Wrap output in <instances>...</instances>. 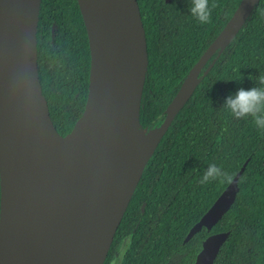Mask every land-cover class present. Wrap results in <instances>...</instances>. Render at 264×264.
<instances>
[{
	"label": "water",
	"instance_id": "obj_1",
	"mask_svg": "<svg viewBox=\"0 0 264 264\" xmlns=\"http://www.w3.org/2000/svg\"><path fill=\"white\" fill-rule=\"evenodd\" d=\"M78 1L91 52L89 93L83 114L62 135L39 75L42 0H0V129L9 145L0 160V264H104L156 148L149 153L142 140L149 53L138 0ZM257 1H250L239 28ZM228 25L192 68L163 123L149 129L157 145L189 98L183 100L192 81L197 84L211 56L239 29L220 43ZM247 163L184 242L203 227L212 229L229 211ZM229 235L210 234L194 264H214Z\"/></svg>",
	"mask_w": 264,
	"mask_h": 264
},
{
	"label": "trees",
	"instance_id": "obj_2",
	"mask_svg": "<svg viewBox=\"0 0 264 264\" xmlns=\"http://www.w3.org/2000/svg\"><path fill=\"white\" fill-rule=\"evenodd\" d=\"M243 1L209 0L212 20L202 25L188 12L191 0H138L149 53L140 113L144 128L163 123L192 68ZM37 36L43 92L54 125L66 135L83 114L89 93L91 52L79 1L42 0ZM261 74L264 0L202 69L150 156L104 264H194L203 241L224 231L230 235L214 264H264V130L251 117L238 120L222 108L239 88L256 86L249 76ZM241 77L242 83L236 81ZM246 161L229 211L212 229L203 227L184 242L230 183L221 178L201 184L207 167L216 164L233 179Z\"/></svg>",
	"mask_w": 264,
	"mask_h": 264
},
{
	"label": "clouds",
	"instance_id": "obj_3",
	"mask_svg": "<svg viewBox=\"0 0 264 264\" xmlns=\"http://www.w3.org/2000/svg\"><path fill=\"white\" fill-rule=\"evenodd\" d=\"M214 7V5L212 6ZM212 7L209 0H191L188 12L198 23L204 25L212 20ZM256 86L250 89L239 88L234 95L226 97L223 109H226L235 119L251 117L255 126L264 130V74L253 77L249 76ZM238 82L243 81V77ZM226 179L231 182L232 177L216 164H210L200 179L201 184H207L218 179ZM112 264H118L113 260Z\"/></svg>",
	"mask_w": 264,
	"mask_h": 264
},
{
	"label": "bare ground",
	"instance_id": "obj_4",
	"mask_svg": "<svg viewBox=\"0 0 264 264\" xmlns=\"http://www.w3.org/2000/svg\"><path fill=\"white\" fill-rule=\"evenodd\" d=\"M251 0H245L243 5L240 7V9L236 12V14L234 15V17L232 18V20L230 21L227 29H226V34L227 37L225 38H221L220 39V43H226L230 40V38L232 37V35L235 33V31L239 28V26L241 25L247 8L250 4ZM196 84V80H193L190 88L185 91L184 93V98L183 100L187 99L189 97V95L191 94L192 90L194 89ZM142 140H143V144L145 146V148L148 150V152H152L154 150V148L157 145V136L155 133V130H151L149 131V129H143L142 130ZM120 143L125 147L126 142L121 139L119 140ZM9 152V145H8V140L5 137V131L4 129H0V160H4L6 159L7 155Z\"/></svg>",
	"mask_w": 264,
	"mask_h": 264
},
{
	"label": "rangeland",
	"instance_id": "obj_5",
	"mask_svg": "<svg viewBox=\"0 0 264 264\" xmlns=\"http://www.w3.org/2000/svg\"><path fill=\"white\" fill-rule=\"evenodd\" d=\"M121 256V254H119Z\"/></svg>",
	"mask_w": 264,
	"mask_h": 264
}]
</instances>
